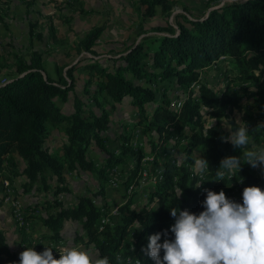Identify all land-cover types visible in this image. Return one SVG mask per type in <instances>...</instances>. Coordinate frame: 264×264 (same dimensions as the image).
I'll use <instances>...</instances> for the list:
<instances>
[{
	"label": "trees",
	"instance_id": "trees-1",
	"mask_svg": "<svg viewBox=\"0 0 264 264\" xmlns=\"http://www.w3.org/2000/svg\"><path fill=\"white\" fill-rule=\"evenodd\" d=\"M158 8L170 15L173 4L170 0H140L136 9L145 20L155 16ZM103 31L101 27L89 31L78 52L96 56L93 48ZM153 31L155 36L129 47L118 59L110 58L113 66L95 59L83 60L82 66L91 78L79 94L73 76L76 68L67 69L65 76L55 80L44 71L39 51H34L30 59L16 57L11 72L0 80V176L9 180L24 176L23 194L35 191L44 199L22 209L25 220L40 219L50 230L49 235L41 237L48 246L60 247L66 225L74 222L83 231L76 241L108 256L111 264H153L140 251L141 245L147 244L150 234L168 229L174 222L171 207L201 211L200 202L206 195L203 190L210 186L216 191L226 187L225 194L231 197L227 195L233 189L231 176L226 173L223 180L216 176L217 171H223L219 166L224 157L240 159L237 171L243 187L264 188V170L258 176L244 159L245 148L235 147L227 139L231 131L220 130L222 119L231 124L232 132L240 127L233 113L245 109L242 92L253 101L250 106L259 117L253 116L255 122L247 128L249 140L259 146L264 138V0L217 5L202 17H184L177 27L167 22L166 27ZM212 65L224 72L230 83H237L239 90H217L202 79L201 73ZM195 87L198 89L193 90ZM172 90L176 92L174 98L168 96ZM71 93L74 111L65 114L57 101L67 103ZM126 98L137 107L139 120L131 128L121 124L122 131L114 134L112 118ZM209 120L216 123L209 125ZM59 127L67 139L53 151L47 142ZM134 132L149 138L150 155L154 157L150 169L156 170L153 165L160 164V172L153 174L150 170L147 175L138 157L124 182L129 198L117 213L105 201H96L95 196L104 198V186L112 183L114 176L117 185L115 169L124 164ZM112 143L118 149H112ZM92 145L99 151L98 159L88 153ZM15 156L25 163L22 173L14 168ZM201 158L207 161L202 174L195 170V161ZM82 172L95 175L100 188L94 195L79 196L73 202L63 199L62 195L71 194L67 174L79 177ZM145 174L155 181L150 185L148 205L137 207L135 196ZM240 198L241 194L233 199ZM38 210L40 214H36ZM41 243L38 251L46 247ZM18 260L0 230V264Z\"/></svg>",
	"mask_w": 264,
	"mask_h": 264
},
{
	"label": "rangeland",
	"instance_id": "rangeland-1",
	"mask_svg": "<svg viewBox=\"0 0 264 264\" xmlns=\"http://www.w3.org/2000/svg\"><path fill=\"white\" fill-rule=\"evenodd\" d=\"M170 1L173 4V11L170 15L162 14L158 8L155 16L144 20L139 17L136 9L140 0H18L13 3L0 0V80H3L11 72L16 57L21 56L30 59L34 51H39L44 59V71L55 80L60 76H65L67 69L76 68L73 76L75 78V90L79 94L87 80L91 78L90 72L82 66L83 60L95 59L104 66H113L114 63L110 61V58L118 59L119 54L129 47L140 43L146 37L155 36L153 29L166 27L167 22L177 27L178 22H181L184 17L199 18L217 5H224L237 0ZM100 27L104 31L93 48L96 56L85 51L79 53L78 46L81 40L89 31ZM222 65L220 64L219 67ZM201 78L217 90L229 88V91H235L240 88L237 83H230L228 76L220 69L215 68L214 65L203 71ZM65 80L68 81V78ZM156 86L161 89V85ZM197 89L198 87H195L193 90ZM175 95L176 92L173 90L168 92L170 98H174ZM240 95H242L241 103L245 109L242 112L236 110L233 117L239 126L244 125L248 128L255 122L253 116L259 118L258 112L250 106L253 101L248 96H243L242 92ZM73 99L74 94L71 93L67 103L57 101L65 114L73 113ZM124 102L118 105L112 118L115 123L114 128L118 130L117 134L122 131L121 124L131 128L139 120L137 107L132 106L126 100ZM94 106L92 105V107ZM150 112H148L149 115ZM259 120L263 123L262 119ZM215 123V120L208 122L209 125ZM220 124L222 125L220 130L232 132L231 124L226 119H222ZM119 127L120 129H118ZM54 131L55 135L50 136L51 138L48 140L51 145L55 144L56 139L64 138L60 135L61 127ZM139 132H136L138 135L133 133L132 145L128 154L124 155V164L118 165L115 169L117 185L109 182L104 186V198L95 196L96 201H105L111 207V211L118 209L129 198L125 193L124 182L129 170L135 167L139 160L142 159V167L147 175L150 176V170L153 174L160 172V164L153 165L156 170L150 169L154 157L150 155L149 138L141 136ZM110 147L118 149V145L115 143L110 144ZM242 147L245 148L244 152L264 147V138H261L259 146H256V143L251 139L247 145ZM167 149L169 151L170 147ZM88 153L93 158H99V151L93 145L89 148ZM117 153L121 154L120 150H117ZM163 156L166 158L165 154ZM255 169L257 170L255 171L256 174L261 176L263 170ZM147 175L146 179L145 175L141 179L142 186L141 188L138 187L140 192L135 196L134 202L137 207L148 205L147 196L150 192V185L155 180H151V182ZM229 175L233 189L227 195L236 198L242 192L243 182L240 180L237 170ZM109 178L111 180L112 175ZM67 179L72 190L71 193H79L80 196L94 195L101 186L99 179L91 173L79 177L67 174ZM19 180L17 179L15 183L14 179L9 180L6 176L0 181V230L6 233L12 250H15L18 256L25 246L34 245L38 251L40 240L42 241L41 246L48 245V241L41 239L47 234L44 231L47 229L45 228L43 231L42 227L38 229L40 225H36L38 223H35L34 219H29L30 221L24 219L22 208H25V204L20 196L23 188L20 187L19 189L21 183ZM210 188L216 190L213 186ZM219 188L226 192V187L220 186ZM130 193L131 190L128 194ZM34 194L36 193L33 192ZM69 196L71 194H64L62 198L71 201ZM23 197L25 198V196ZM33 201L35 199L32 197L30 202ZM76 229L77 231H75ZM78 229L80 228H76V226L71 228L67 237L80 235ZM78 243L82 244L81 242ZM62 245L64 244L61 243L60 246ZM54 255H58V253Z\"/></svg>",
	"mask_w": 264,
	"mask_h": 264
},
{
	"label": "clouds",
	"instance_id": "clouds-1",
	"mask_svg": "<svg viewBox=\"0 0 264 264\" xmlns=\"http://www.w3.org/2000/svg\"><path fill=\"white\" fill-rule=\"evenodd\" d=\"M227 139L235 147L247 145V127L241 125ZM244 159L251 167L264 170V147L247 150ZM240 166L239 158L224 157L219 166L223 171H217V180H223L226 173L231 174ZM206 168L205 159L195 161L197 173H204ZM203 191L206 195L200 202L201 211L171 207L174 222L168 229L150 234L140 251L153 264H264V188L245 186L239 200L226 196L223 189ZM180 192L178 188V196ZM12 264H111V261L91 246L66 243L60 247L46 245L40 251L34 245L25 246L19 252V260Z\"/></svg>",
	"mask_w": 264,
	"mask_h": 264
},
{
	"label": "crops",
	"instance_id": "crops-1",
	"mask_svg": "<svg viewBox=\"0 0 264 264\" xmlns=\"http://www.w3.org/2000/svg\"><path fill=\"white\" fill-rule=\"evenodd\" d=\"M126 101H128V103H129V100H128V98H126L125 99ZM123 103H125L124 101H123ZM118 129H120V127L118 128ZM118 132V130H115V128H114V134L115 133H117ZM55 133V131H53L52 132V135H51V137L53 136V135H55L54 134ZM61 134L60 135H62V137H64L63 139H59V140H57L56 139V141H55V144H49V141H48V146L49 147H51L53 150H59L60 148H61V146H62V144L66 141V137H65V135L62 133V132H60ZM59 136V135H58ZM50 137V138H51ZM60 137V136H59ZM50 140V139H49ZM55 145V146H54ZM98 157H100V155H98ZM13 162H15L16 164H15V169H18L21 173H22V171H23V168L25 167V163L23 162V160L22 159H20L18 156H15L14 158H13ZM88 174H90L89 172H82L81 173V175L80 176H85V175H88ZM6 178V176H4V175H2V176H0V181H1V179H3V178ZM75 177H77V176H75ZM17 179H20L19 181L21 182L20 184H19V189H20V187H21V189L23 188V184L26 182V179H25V177L24 176H20V177H17V178H15L14 179V181H15V183H16V181H17ZM74 183V182H73ZM71 190V189H70ZM33 192H35V191H33ZM33 192L30 194V195H27V194H23V190H22V194L20 195L21 196V198L23 199V202H24V204L26 205V204H39V203H41L42 201H44V199L43 198H40V196H36V194H34L33 195ZM71 192H72V190H71ZM36 193V192H35ZM70 195V194H69ZM73 195H74V198H73ZM23 196H25V198L23 197ZM80 196V194L79 193H76V194H73V193H71V196H69L70 198V202H73L74 200H75V197L77 198V197H79ZM32 197L35 199V201H33V202H30L31 201V199H32ZM72 198V199H71ZM40 214V211L39 212H37V214ZM30 221V220H29ZM34 222L35 223H38V224H36V225H40L39 227H38V229L39 228H41L42 227V231L46 228L47 230H44V231H46V235L45 236H47V235H49L51 232H50V230L47 228V227H45L43 224H42V222L40 221V219H34ZM76 226V228L78 227V228H80V229H78V232H80V233H82L83 234V231H82V229H81V227L79 226V224L78 223H74V222H70V223H68L67 225H66V228H65V231H64V235H63V237H64V241L62 242V244H66V243H74V244H80V243H78L76 240V237H74L73 235L71 236V237H67L69 234H68V232L70 231V229L71 228H73V227H75ZM1 231H3V230H1ZM75 231H77V229L75 230ZM4 232V231H3ZM5 233V232H4ZM6 234V233H5ZM7 236V235H6ZM8 238V237H7ZM8 241H9V244H10V240L8 239ZM47 241V240H46ZM83 245V244H82ZM83 246H85V245H83ZM10 247H11V245H10ZM86 247V246H85ZM12 249V248H11ZM16 254H17V252L15 251V250H13Z\"/></svg>",
	"mask_w": 264,
	"mask_h": 264
},
{
	"label": "built area",
	"instance_id": "built-area-1",
	"mask_svg": "<svg viewBox=\"0 0 264 264\" xmlns=\"http://www.w3.org/2000/svg\"><path fill=\"white\" fill-rule=\"evenodd\" d=\"M115 179H116V177L114 176V179L112 180V184H114L115 185ZM145 179H146V174H145ZM113 211H117V213H118V209H116V210H113ZM20 213V212H19ZM55 257H58V255H54Z\"/></svg>",
	"mask_w": 264,
	"mask_h": 264
}]
</instances>
